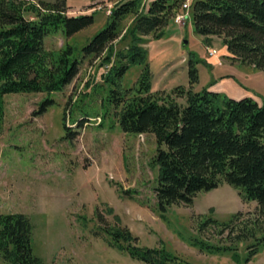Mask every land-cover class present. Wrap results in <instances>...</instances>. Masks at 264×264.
Masks as SVG:
<instances>
[{
	"label": "rangeland",
	"instance_id": "374dc122",
	"mask_svg": "<svg viewBox=\"0 0 264 264\" xmlns=\"http://www.w3.org/2000/svg\"><path fill=\"white\" fill-rule=\"evenodd\" d=\"M119 1L68 0V15L98 10L96 21L70 37L61 30L48 34L45 47L54 52L68 44L81 48L104 27ZM132 19L129 15L123 21L121 35L111 45V64L104 63V55L81 57L78 75L63 90L5 96L0 132V213L29 216L34 226V252L47 264H147L109 244L100 228L116 223L109 207L120 216V223L139 237L142 246L154 247L163 241L179 255L200 264L264 263V250L245 260L251 239L237 243L236 257L209 254L187 243L195 234L216 244H236L234 236L227 238L228 232L221 234L213 226L200 231L199 224L204 216L221 221L238 211L244 213L243 218L252 216L258 210L257 201H245L237 187L222 182L209 191H199L193 203H173L165 211L160 209L155 193L159 175L154 162L156 137L122 130L115 105L109 101L111 87L105 82L110 67L119 61L117 52L130 44L127 30ZM165 31L161 38L147 35L143 44L148 50L153 91H170L178 85L190 88L188 60L192 57L199 75L194 90H212L222 81L234 82L246 96L264 100V71L232 60L222 39L202 41L203 36L195 32L192 14L183 25L171 19ZM209 47L218 50V55L214 54L218 62L210 60L214 55H209ZM141 70L140 64L128 70L124 88L135 84ZM230 91L226 87L220 93L232 97ZM48 97L54 104L40 112ZM0 264H9L1 254Z\"/></svg>",
	"mask_w": 264,
	"mask_h": 264
},
{
	"label": "trees",
	"instance_id": "16d2710c",
	"mask_svg": "<svg viewBox=\"0 0 264 264\" xmlns=\"http://www.w3.org/2000/svg\"><path fill=\"white\" fill-rule=\"evenodd\" d=\"M67 1L33 4L0 0V132L7 94L61 91L78 75L81 57L104 55V63L111 64V45L121 35L123 21L132 15L127 30L130 44L117 52L119 61L110 67L105 82L111 87L109 101L115 105L122 130L156 137L154 162L159 175L155 193L160 209L165 211L173 203H193L199 191L227 182L240 190L245 201H257L258 210L247 218L238 211L223 221L204 216L199 230L213 226L221 234L228 232L227 238L234 236L236 244H216L195 234L187 243L209 254L236 257L237 243L251 239L247 261L264 250V100L259 102L252 96L236 99L207 88L194 90L199 75L192 57L188 60L190 88L178 85L170 91L152 90L148 50L143 45L146 36L163 37L186 0H153L147 8L143 0H121L112 7L104 27L81 48L68 44L54 52L45 47L48 34L61 30L70 37L96 21L98 10L68 15ZM190 14L195 32L206 43L213 36L219 37L232 60L264 71V0H191ZM136 64L142 65L140 75L134 85L124 88V77ZM52 104L54 99L48 97L40 112ZM108 212L114 214L116 223L100 228L112 247L131 258L147 264H200L179 255L163 241L154 247L140 245L139 237L120 223L112 207ZM33 229L25 213H0V254L5 261L47 264L34 252Z\"/></svg>",
	"mask_w": 264,
	"mask_h": 264
},
{
	"label": "crops",
	"instance_id": "0c3cea01",
	"mask_svg": "<svg viewBox=\"0 0 264 264\" xmlns=\"http://www.w3.org/2000/svg\"><path fill=\"white\" fill-rule=\"evenodd\" d=\"M153 0H143V2H144V5H145V7L147 8L148 6H149V4L152 2ZM214 37H216V36H213L212 38H214ZM218 39H221V38H219V37H217ZM204 40V37H202V41ZM226 47V46H225ZM226 53H227V55H228V53H229V51L227 50V47H226ZM230 54V53H229ZM218 55V54H217ZM216 55V56H217ZM231 55V54H230ZM216 56L214 55V56H212L211 58H210V60L211 61H213V62H218L219 61V59H216ZM221 61V60H220ZM229 81H232V80H229ZM223 82V83H222ZM221 83H218L217 85H215L214 87H212L211 89L213 90V91H217V92H222V90H224V89H226V87H230L231 88V96L233 97V98H236V99H240V98H242V97H245L246 95H247V93H244L240 88H238V87H236L237 85L236 84H233L234 82H231L230 84L231 85H229V84H227V83H224V81H222ZM253 97V96H252ZM255 99H256V97H254ZM257 100V99H256ZM259 101V100H258Z\"/></svg>",
	"mask_w": 264,
	"mask_h": 264
},
{
	"label": "built area",
	"instance_id": "2783aa9c",
	"mask_svg": "<svg viewBox=\"0 0 264 264\" xmlns=\"http://www.w3.org/2000/svg\"><path fill=\"white\" fill-rule=\"evenodd\" d=\"M190 2L191 0H186L184 3H183V6H182V9H183V12H178L174 15L173 19H174V22L176 24H185L186 23V20L189 18V14H190ZM111 13V11L109 12ZM218 50L216 48H208V53L209 55H214V54H217Z\"/></svg>",
	"mask_w": 264,
	"mask_h": 264
},
{
	"label": "water",
	"instance_id": "95a60500",
	"mask_svg": "<svg viewBox=\"0 0 264 264\" xmlns=\"http://www.w3.org/2000/svg\"><path fill=\"white\" fill-rule=\"evenodd\" d=\"M187 43H188V40H187V39H185V40H184V44H187Z\"/></svg>",
	"mask_w": 264,
	"mask_h": 264
}]
</instances>
